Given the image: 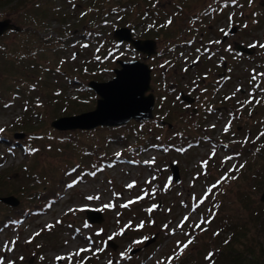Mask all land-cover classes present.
<instances>
[{"label": "rangeland", "instance_id": "rangeland-1", "mask_svg": "<svg viewBox=\"0 0 264 264\" xmlns=\"http://www.w3.org/2000/svg\"><path fill=\"white\" fill-rule=\"evenodd\" d=\"M41 1L0 9V21L11 19L22 32L42 16L41 36L67 42L40 48L30 33L15 31L0 39V79L18 81L12 101L0 102V198L20 201L16 208L0 201V260L208 264L227 236L225 218L249 217L264 194V172L251 167L264 168V0H47L45 16ZM122 28L155 41L157 54L120 44L114 33ZM118 61L151 68L154 119L54 129L59 118L96 108L99 96L88 85L112 80ZM119 133L121 145L110 139ZM177 138L191 144L170 147ZM53 181L57 193L45 204L39 196ZM87 210L102 212L103 222L89 223ZM81 249L91 251L74 255Z\"/></svg>", "mask_w": 264, "mask_h": 264}, {"label": "water", "instance_id": "water-1", "mask_svg": "<svg viewBox=\"0 0 264 264\" xmlns=\"http://www.w3.org/2000/svg\"><path fill=\"white\" fill-rule=\"evenodd\" d=\"M12 31L21 33L23 28L11 19L0 21V39ZM236 32L237 28L234 27L230 31V35H235ZM226 38L227 36L224 37V39ZM114 39L120 44L129 43L136 51L147 55V57L157 54L156 42L136 40L133 37L132 29L122 28L115 31ZM235 49L247 55H252L254 52L252 47L243 45H237ZM118 65L120 68L114 70L115 77L112 80L108 82L91 81L89 83L88 87L100 97L93 111L78 116L59 118L51 126L58 131H94L104 127L119 128L132 121L153 120L156 100L151 87V68L140 61H118ZM181 99L190 105L195 101L184 93L181 94ZM171 172L173 181L178 183L181 176L176 164L171 165ZM0 201L13 208L20 205V201L14 196L0 198ZM261 202L264 204V194L261 197ZM86 215L88 221L93 225L103 222L102 212L90 210L86 212ZM152 242L154 239L149 240L145 246L148 247ZM112 244L109 242L110 246Z\"/></svg>", "mask_w": 264, "mask_h": 264}, {"label": "trees", "instance_id": "trees-1", "mask_svg": "<svg viewBox=\"0 0 264 264\" xmlns=\"http://www.w3.org/2000/svg\"><path fill=\"white\" fill-rule=\"evenodd\" d=\"M32 0H0V9L7 10L13 8H26L27 4ZM47 0L41 1L39 3V9L41 10L43 16L44 13L48 12ZM47 7V8H46ZM39 19V24L34 23L35 30H25L22 33H19L21 37L30 33L36 41V46L40 48L53 47L56 44L65 45L67 42L63 40H59L58 43L51 45L49 39L41 36V25L44 20L43 17L36 18ZM21 49L27 51V47L20 45ZM5 77L0 79V102L9 103L16 96L18 92V81L16 77L7 76V74H3ZM21 87V86H20ZM19 87V88H20ZM23 87V86H22ZM118 130V129H112ZM122 138L125 136L121 133L117 135V137L110 138L112 142H116V144H124L122 142ZM179 142L178 144H168L170 147L180 150L181 147L185 148L189 146L191 142L186 138H177L176 140ZM154 142V138L150 139L148 144H152ZM183 146L179 147L181 144ZM236 153V152H233ZM255 163H252V168H254V173L260 175V173L264 172V168L257 170L255 167ZM252 170V169H251ZM71 172V171H70ZM250 171H248L249 173ZM223 182V181H222ZM223 184V183H222ZM59 184H55V181L51 183V188L47 191L46 194L39 196L41 202H45V204L53 200L57 193V189ZM260 206L257 210H254L253 213L249 217H243L241 214H235L233 218L226 219L228 229L225 231L227 236L222 239L219 247L213 250L211 256L209 257L208 264H264V204L259 203ZM237 216V217H236ZM15 217L18 218V214H15ZM13 218V217H12ZM186 251V250H185ZM187 253V251H186Z\"/></svg>", "mask_w": 264, "mask_h": 264}, {"label": "snow or ice", "instance_id": "snow-or-ice-1", "mask_svg": "<svg viewBox=\"0 0 264 264\" xmlns=\"http://www.w3.org/2000/svg\"><path fill=\"white\" fill-rule=\"evenodd\" d=\"M233 3H235V0H233ZM171 21H169V23H170ZM218 43V42H217ZM83 47H88V45H82ZM253 47H255L256 45H252ZM260 47H264V45H260ZM97 59H99V57H97ZM256 77L255 76H253V79H255ZM238 91H239V89H237ZM249 102H251V101H249ZM257 102H259V101H257ZM214 127V126H213ZM4 131V129H2V128H0V132H3ZM146 163H148V162H146ZM134 184H135V182H133L132 184H129V185H127V187H129V188H132L133 186H134ZM87 199H89V200H92V199H99V197H92V196H89V197H87ZM137 199H140L139 197L137 198ZM135 201H129L128 202V204H131V203H134ZM128 204H125V205H122L123 207H128ZM110 205H105V207H109ZM149 211H151V209H149ZM185 219H187V217H185ZM138 227L139 228H143L144 227V224H143V222H141V224L140 225H138ZM165 227H167V226H165ZM181 227H183V225H181ZM122 234V233H121ZM109 239H112V237H109ZM30 242V241H29ZM193 241L192 240H188V242L186 243V244H184L183 245V248H181V251H183V249L184 248H187L191 243H192ZM136 243H140L139 241H136ZM178 244H179V242H178ZM5 247H7V245H5ZM84 251H91V249H81L79 252H77V253H74V255H80V252H84ZM122 256H123V253L121 254ZM57 259L58 260H63L64 259V257H57ZM0 264H3V261L2 260H0Z\"/></svg>", "mask_w": 264, "mask_h": 264}]
</instances>
